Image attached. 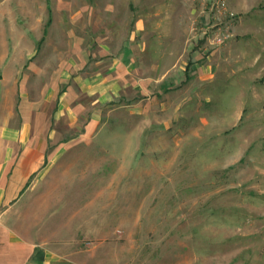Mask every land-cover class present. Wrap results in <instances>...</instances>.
Instances as JSON below:
<instances>
[{"label":"rangeland","instance_id":"obj_1","mask_svg":"<svg viewBox=\"0 0 264 264\" xmlns=\"http://www.w3.org/2000/svg\"><path fill=\"white\" fill-rule=\"evenodd\" d=\"M131 38L148 87L84 97L97 134L24 205L39 236L88 264H264V0H0V130L72 131L48 101L62 59L104 70Z\"/></svg>","mask_w":264,"mask_h":264},{"label":"crops","instance_id":"obj_2","mask_svg":"<svg viewBox=\"0 0 264 264\" xmlns=\"http://www.w3.org/2000/svg\"><path fill=\"white\" fill-rule=\"evenodd\" d=\"M143 44L134 38L125 41L104 70L100 68L106 61L104 56L91 61L80 45L62 59L48 101L54 106L52 118L69 121L72 131L48 127L49 131L44 132L37 113L24 116L18 126L0 130L5 144L0 154V264H88L67 245L43 241L35 213L25 210L24 205L40 202L37 188L49 172L60 167L54 161L69 153L72 141L97 134L98 117L90 113L86 119L84 97L96 104L110 101L123 87L133 85L143 91L148 87L149 82L136 73L143 64L139 55L147 50ZM63 84L67 86L60 88ZM79 124L82 126L77 128Z\"/></svg>","mask_w":264,"mask_h":264}]
</instances>
